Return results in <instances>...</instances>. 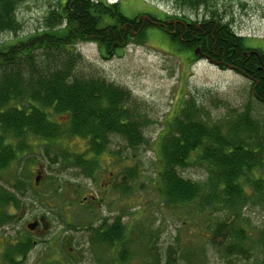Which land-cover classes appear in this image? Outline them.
Listing matches in <instances>:
<instances>
[{
    "label": "rangeland",
    "instance_id": "1",
    "mask_svg": "<svg viewBox=\"0 0 264 264\" xmlns=\"http://www.w3.org/2000/svg\"><path fill=\"white\" fill-rule=\"evenodd\" d=\"M119 3L121 13L130 20L143 14L159 19L180 15L197 22L204 16H217L245 39L247 47L264 53V0H206L194 6L184 0ZM56 5L57 0H20L16 10L20 28L1 32L0 45L42 30L48 11ZM141 33L145 40L131 37L111 55L100 51L95 41L79 42L76 51L80 60L75 72L100 77L129 93V105L141 118L146 144L131 148L120 136L111 135L90 179L79 166L64 161L61 151L65 146L66 151L82 153L83 139L70 138L58 149L46 151L34 139V153L20 157L9 170L8 182L19 178L25 187L16 192L18 207L5 209L9 221L0 225V253L21 237L28 235L33 240L25 258L16 264H111L112 259H116L113 264H164L168 259L176 264H264V200L252 196L240 208L234 224L245 231L247 253H231L225 244L234 239L216 238L213 232L229 211L214 203L168 207L161 202L157 179L161 137L170 129L172 117L185 99L195 97L199 114L204 118L208 115L207 119L223 127L225 120L249 109L260 125L251 137L256 142L261 140L263 147L264 103L252 96L251 82L233 70L204 61L191 65L180 62L178 50L158 26H149ZM127 168L136 174L124 192L121 176ZM108 172H113L115 184L102 189L109 182ZM179 173L199 183L208 177L199 162ZM6 182L3 184L8 185ZM90 194L96 196L95 202L81 204L82 197ZM70 200L74 204L68 203ZM117 218L127 227L130 255L124 263L117 262L118 244L110 248L89 238L91 227ZM34 220L41 231L26 229V224ZM68 251L78 254V260H72Z\"/></svg>",
    "mask_w": 264,
    "mask_h": 264
},
{
    "label": "trees",
    "instance_id": "2",
    "mask_svg": "<svg viewBox=\"0 0 264 264\" xmlns=\"http://www.w3.org/2000/svg\"><path fill=\"white\" fill-rule=\"evenodd\" d=\"M19 1L0 0V33L20 28L16 18ZM184 1L188 6L206 3ZM126 22L134 24L121 13L119 2L57 0L44 19L42 30L0 45V225L9 221L5 209L18 207L16 192L25 187L24 180L19 178L8 182L9 170L20 157L34 153V139L45 151L58 149L70 138L83 139L82 153L66 151L65 146L61 151L64 161L79 166L85 176H91L98 168L97 158L107 151L111 135L120 136L131 148L146 144L140 130L141 118L133 114L129 105V93L100 77L75 72L80 60L76 45L81 41H95L100 51H107L121 47L131 37L139 42L145 40L141 32H146L150 25L139 29L136 26L135 34L125 33L122 25ZM197 23L191 21L190 25L200 34L202 43L215 50L226 49L235 64L244 60L242 51L254 49L261 53L264 62L262 51L247 47L245 39L217 16H204L199 29ZM169 43L178 51L184 48L177 39ZM257 64L253 56L245 61L247 73H253L255 79L251 82V94L262 104L264 70L259 72ZM197 101L195 97L185 99L173 115L170 129L161 137V168L157 174L161 202L168 207H205L214 203L227 209L230 215L217 224L214 235L234 239L225 248L231 253L245 254V231L234 223L249 198L264 200V147L261 140L256 142L251 137L260 125L245 109L225 120L223 127L207 119L208 115H200ZM194 162L206 168L208 177L203 183L179 173ZM135 174L132 168L122 174L124 192ZM5 181L8 185L3 184ZM102 231L96 240L110 248L118 244V263L126 262L130 255L126 248L127 227L117 218L113 225H104ZM31 241L27 235L4 247L0 263L21 262ZM164 264L176 261L168 259Z\"/></svg>",
    "mask_w": 264,
    "mask_h": 264
},
{
    "label": "flooded vegetation",
    "instance_id": "3",
    "mask_svg": "<svg viewBox=\"0 0 264 264\" xmlns=\"http://www.w3.org/2000/svg\"><path fill=\"white\" fill-rule=\"evenodd\" d=\"M145 15L147 17L146 19L141 20V18H137L136 19L137 21L133 20L134 24H131L128 22L124 23L122 25V29L124 30V32L125 33L127 31L134 32L136 31L135 30L136 26H139L138 29L145 25L158 26L161 32L168 38L169 41L177 39L184 46L182 50L177 51L181 59L180 62H182L183 64L191 65L195 61L208 62L210 65L215 66L216 68L233 70L243 75L250 82H254L255 81V79L253 78L254 74L252 73L250 76L246 71L248 69L245 67L246 59L250 56H253L257 59L258 64L256 67L258 71L261 72L264 70V62L262 60L261 53L256 51L255 49L254 51L257 52V55L255 54L248 55L247 52L249 50L242 51L241 55L244 58V60H242L239 64H235L234 61L231 60V55L228 53L226 49H223L222 51H220L219 49L215 50V48L209 45L208 43H205V44L202 43V38L200 34L196 32L195 29L194 30L191 29L192 26L190 25V22L192 20L182 18V16L180 15L168 16L164 19L155 18V17L149 16L148 14H145ZM200 24H201L200 22L197 23L196 29H199ZM189 28L191 30H189ZM125 33L123 34V36H125ZM106 52L108 55H111L113 51L107 50ZM95 171L96 170L93 171L91 176H87V177L90 179H93ZM101 174L103 175V171L101 172ZM108 174L109 175L107 177V180H109V182L107 183L106 188H102V189H107L110 185L113 186L115 184L113 183V177H112L114 176L113 172H110V173L108 172ZM95 199H96V196H94L93 194H90L89 197L84 196L81 199V204H85L89 202L88 204L91 205L90 203H94ZM70 202L74 204L73 201L71 200L68 201V203ZM33 222H36L37 225L35 226L34 230L29 231V232L41 231L39 228V222H37L36 220H34ZM43 224L45 227L46 224L45 223ZM113 224H114V220L102 221V222H98L96 226L91 227L90 228L91 234L89 236V238H91L90 239L91 242L95 244L99 243L96 239L100 238V235L103 232L102 227L104 225H113ZM42 228H43V225H42ZM68 253L71 256L72 260H78V254H75L69 251ZM114 261H116V259H112L111 264H113ZM117 262H118V258H117Z\"/></svg>",
    "mask_w": 264,
    "mask_h": 264
},
{
    "label": "water",
    "instance_id": "4",
    "mask_svg": "<svg viewBox=\"0 0 264 264\" xmlns=\"http://www.w3.org/2000/svg\"><path fill=\"white\" fill-rule=\"evenodd\" d=\"M139 18H141V20H143V19H146L147 17H146V16H140ZM247 54H248V55H252V54L257 55V53H256L254 50L248 51ZM35 182L37 183V178L35 179ZM36 225H37L36 222H31V223H28V224L26 225V228H27L28 230L32 231V230H34V228H35Z\"/></svg>",
    "mask_w": 264,
    "mask_h": 264
}]
</instances>
